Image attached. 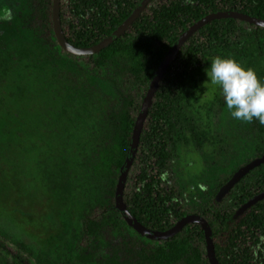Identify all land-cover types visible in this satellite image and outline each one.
<instances>
[{"label":"trees","instance_id":"1","mask_svg":"<svg viewBox=\"0 0 264 264\" xmlns=\"http://www.w3.org/2000/svg\"><path fill=\"white\" fill-rule=\"evenodd\" d=\"M138 2L60 0L62 32L75 47L94 46ZM27 11L30 27L47 48L72 59H85L93 76L111 73L119 96L106 114L110 131L101 137L90 165L92 177L105 184V196L88 208L80 223L81 239L57 264H209L197 224L185 225L166 240L143 238L115 209V187L142 100L167 51L188 27L210 13L235 11L264 20V0H150L116 41L81 57L58 46L52 28V0H28ZM218 55L246 61L264 79V29L231 18L218 19L202 26L182 45L148 109L123 202L136 220L154 231L168 230L185 215H199L212 231L218 264H264V199L236 216L243 205L264 193V162L216 200L219 189L241 166L264 156V125L259 121L248 125L242 143L221 147L218 152L208 150L213 147V135L209 126L202 125L210 105L204 84L206 70ZM188 151L202 155L204 163L210 162L218 172L196 176L184 185L181 158ZM97 245L106 247L99 250ZM0 260L3 264H34L1 241ZM37 261L43 263L39 257Z\"/></svg>","mask_w":264,"mask_h":264},{"label":"rangeland","instance_id":"2","mask_svg":"<svg viewBox=\"0 0 264 264\" xmlns=\"http://www.w3.org/2000/svg\"><path fill=\"white\" fill-rule=\"evenodd\" d=\"M27 8L28 0H0V241L34 264L37 257L57 264L81 239L88 208L105 196L90 165L119 96L111 73L93 76L85 59L47 48ZM207 89L208 150L242 143L250 123L231 117L217 86L209 81ZM181 164L184 185L217 170L193 151Z\"/></svg>","mask_w":264,"mask_h":264},{"label":"water","instance_id":"3","mask_svg":"<svg viewBox=\"0 0 264 264\" xmlns=\"http://www.w3.org/2000/svg\"><path fill=\"white\" fill-rule=\"evenodd\" d=\"M150 0H141L132 13L104 40L99 42L98 44L87 47V48H78L70 44L61 29L60 25V15H59V8H60V0H52V28L53 34L56 39L58 46L66 53L73 55V56H88L93 55L103 50L114 41L118 39L122 34H124L130 25L141 15L142 11L146 8ZM224 18H231L235 20H240L252 24L254 26H258L264 29V20H260L257 18L250 17L240 12L235 11H220L210 13L195 23H193L190 27H188L175 41L173 46L167 51L164 58L162 59L161 63L159 64L149 86L146 91V94L142 100L140 110L138 115L135 119V123L133 126L131 138L128 144L126 157L124 163L119 169V174L117 178V183L115 187L114 193V201H115V209L118 211L124 222L132 228L137 234L141 237L146 238L151 241H162L179 233L182 228L187 224H197L204 235L205 239V251H206V258L209 264H218L216 257H215V250H214V243L212 237V231L208 222L201 216L196 214H188L181 217L171 228L165 231H154L146 228L143 226L134 216L130 214L127 210L124 202H123V192L125 188V183L127 179L128 172L132 166L134 161L135 155L137 153V147L140 139V134L143 129L144 122L147 117L148 109L151 105L153 96L157 90L158 84L162 79L164 73L167 71L168 66L176 57L178 51L185 44V42L194 34L196 33L202 26L206 25L207 23ZM264 162V156L259 159H254L250 163L245 166L240 167L231 177V179L223 185L217 195L216 200H221L231 188L251 169L258 166L259 164ZM264 199V193L253 198L247 204L243 205L236 213V216L242 215L252 204L257 201Z\"/></svg>","mask_w":264,"mask_h":264},{"label":"clouds","instance_id":"4","mask_svg":"<svg viewBox=\"0 0 264 264\" xmlns=\"http://www.w3.org/2000/svg\"><path fill=\"white\" fill-rule=\"evenodd\" d=\"M6 18H10V14ZM208 80L217 86L233 119L264 125V79L255 68L234 56H216L206 70Z\"/></svg>","mask_w":264,"mask_h":264},{"label":"flooded vegetation","instance_id":"5","mask_svg":"<svg viewBox=\"0 0 264 264\" xmlns=\"http://www.w3.org/2000/svg\"><path fill=\"white\" fill-rule=\"evenodd\" d=\"M140 1H141V0H139V2H140ZM139 2H138V3H139ZM138 3H137V4H138ZM137 4H136V6H137ZM136 6H135V7H136ZM147 6H148V5H147ZM147 6H146V8H147ZM146 8H145V9H146ZM134 9H135V8H134ZM145 9H144V10H145Z\"/></svg>","mask_w":264,"mask_h":264}]
</instances>
